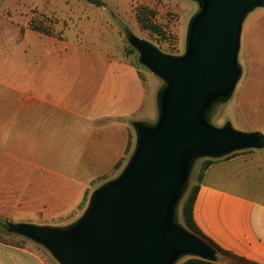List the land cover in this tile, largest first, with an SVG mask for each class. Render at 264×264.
Here are the masks:
<instances>
[{"label": "water", "instance_id": "95a60500", "mask_svg": "<svg viewBox=\"0 0 264 264\" xmlns=\"http://www.w3.org/2000/svg\"><path fill=\"white\" fill-rule=\"evenodd\" d=\"M198 3L182 55L161 52L127 31L139 63L162 80L157 117L131 124L133 151L118 176L92 193L86 210L62 226L9 223L7 231L45 248L58 264H179L208 262L217 251L179 219L196 163L264 150V133L242 132L212 116L233 98L247 17L264 0H189Z\"/></svg>", "mask_w": 264, "mask_h": 264}, {"label": "crops", "instance_id": "0c3cea01", "mask_svg": "<svg viewBox=\"0 0 264 264\" xmlns=\"http://www.w3.org/2000/svg\"><path fill=\"white\" fill-rule=\"evenodd\" d=\"M60 43L35 46L32 59L22 57L19 73H13L12 63L9 73L0 75L6 93L4 129L22 136V163L7 171L21 178L25 202L37 204L27 211L44 203L47 185L83 196L112 179L117 164L127 160L131 124L157 116V90L125 49L119 56L104 46ZM7 213L0 210L2 216ZM193 214L220 248L264 264V151L211 164ZM6 239L0 240V264H50L38 244L21 236L20 245Z\"/></svg>", "mask_w": 264, "mask_h": 264}, {"label": "rangeland", "instance_id": "374dc122", "mask_svg": "<svg viewBox=\"0 0 264 264\" xmlns=\"http://www.w3.org/2000/svg\"><path fill=\"white\" fill-rule=\"evenodd\" d=\"M101 1L104 6H96L87 0H0V75L9 73L7 69L12 63L13 73H19L16 69L20 67L22 57L25 61L32 59L36 54L35 46H55L58 43V46H63L60 42H68L74 46H104L119 56H124L125 49L144 74L148 86L154 84L158 92L163 85L162 80L139 63L138 53L126 38V30L152 43L165 54L182 55L188 25L198 11V3L189 0ZM34 26L51 34L38 31ZM239 62L243 75L234 97L215 111L212 122L217 127L230 122L238 131L264 133V8L252 12L244 23ZM5 102L4 82H0V108L3 112L0 115V210L8 211L7 216L0 215V222L62 227L76 221L99 185H93L83 196L68 193V189H51L47 185L44 203L36 211H27L28 207L36 208L37 204L25 202L28 196L22 191L21 178H13L7 171L9 165L19 167L22 163V136L13 133V137L4 129ZM134 145L133 130L131 151L112 179L124 168ZM205 160L196 163L188 191L197 183ZM73 199L77 200L76 204H72ZM183 201L179 209L182 224ZM9 237L20 245L18 235L0 226V240L8 241L6 238ZM37 247L50 264H58L45 248ZM217 253L215 264H239L228 255Z\"/></svg>", "mask_w": 264, "mask_h": 264}, {"label": "trees", "instance_id": "16d2710c", "mask_svg": "<svg viewBox=\"0 0 264 264\" xmlns=\"http://www.w3.org/2000/svg\"><path fill=\"white\" fill-rule=\"evenodd\" d=\"M87 1L90 2L91 4L96 5V6H104V3L101 0H87ZM34 28L38 31H43V32H46L47 34H51L50 32H47L46 30H42L39 26H34ZM127 31L128 30H126V32ZM131 148H132V141H131V144L129 146L127 155L130 153ZM238 154L239 153H234V154H232L226 158H230V157L236 156ZM216 161H217V159H206L204 161L201 172H200L198 179H197V183L194 185H191L190 190L188 191L187 195L185 196L184 201H183V205H182L183 225L189 231H191L195 235L199 236L201 239L205 240L216 251L221 252L225 255H228L229 257L235 259L239 264H253V263H250L249 261L245 260L244 258L233 256L231 253L220 248L217 244H215L212 240H210L209 238H207L204 235V233L197 226V224L194 220V214H193L194 205H195V201L197 199V195H198L199 190H200V183H201L202 177L204 175L205 170L208 169V167ZM122 166H123V162L117 164L116 169H120ZM8 224H3L2 222H0V226L6 230H7ZM180 264H215V263L214 262H208V261L198 259V258H187L186 260H184Z\"/></svg>", "mask_w": 264, "mask_h": 264}]
</instances>
